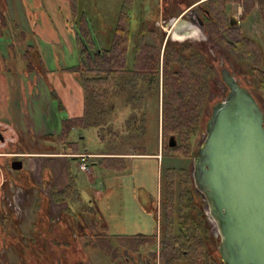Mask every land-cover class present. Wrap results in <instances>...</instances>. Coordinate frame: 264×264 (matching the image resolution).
Listing matches in <instances>:
<instances>
[{"label": "rangeland", "instance_id": "1", "mask_svg": "<svg viewBox=\"0 0 264 264\" xmlns=\"http://www.w3.org/2000/svg\"><path fill=\"white\" fill-rule=\"evenodd\" d=\"M8 1L12 7L11 12L13 15L5 18L6 28L3 30V35H0V56L3 55V51H6L4 52L6 57L3 56V58H8L10 61H7L8 70L0 67V113H6L8 109L12 112L13 120H16L18 111L23 114L20 116V126L14 124L12 127L8 126L6 130L2 131L5 141L3 143L0 142V148L4 147L0 151L7 152L6 157H11L14 154H23L24 169L29 173L31 181L35 183L36 188L30 187L28 175V179L24 180L19 174L21 172H13L14 178L19 180L11 187L10 191L6 185L4 187V194L6 195L9 192L10 196L9 200L5 199L17 207L14 229V250L16 251L13 254L9 253L0 257V264H57L61 259L66 260L69 258L67 256L71 255L72 252L79 255V259L74 260L73 264H144V255L148 253L145 248L138 254L127 255L126 261L122 257L112 262L104 258L99 250L89 247L83 237V233H86V229L90 233L95 234L134 235L138 233H158L159 224L157 216L155 217V207L159 205L161 199L159 180L161 164L157 169L154 160L137 159L130 164L127 173L108 174L99 165H92V161L98 159L99 155L85 156L81 155L85 153H81L71 156L69 153L62 156L65 154L64 152L71 151H105L106 145L99 140L96 128H74L70 131L67 141L75 143V150L66 146L65 142L61 143V141L46 137L48 133L55 136L63 119L80 116L83 113V93L79 81L72 72L58 67L61 61L60 54L69 37H67L66 31H76L79 26H83L84 21L85 24L90 26V30L94 32L100 45L107 47L123 0ZM157 1L158 6H156ZM193 1L134 0L132 25L133 27L136 26L139 18L143 14L148 13L150 9H153V12L158 14V19L152 22L149 21L148 25L150 27L164 32L166 38L177 41L190 40L206 50L217 70V76L211 85L212 94L208 107L209 118L213 106L223 100L228 92V87L221 75L222 70H226L233 75L242 87L246 86L250 89V86L248 78L244 74V68L209 37L205 28L188 22L186 18L180 16V12L184 9L183 6H189ZM4 3L5 0H0V9L7 8ZM201 4L205 7L204 3ZM16 13L17 15H15ZM198 14L201 15L200 11ZM241 14L242 7L240 2L231 0L229 16H235L243 33L258 41L264 68V22L261 19L258 7L255 6L245 20L240 19ZM19 17L21 20L24 19L22 22L20 21L21 23L19 22ZM18 23H20V26L22 24V27L25 28L24 31L28 33V37L23 39L25 43L20 42L19 32L16 27ZM179 23H181L180 26H183V28V24L187 23L189 33L174 31L173 26ZM22 27H20V30L23 29ZM38 31H41V33L45 31L42 36L44 34L47 35L48 39L46 40L57 38L61 40V44L55 45L53 44L54 42L42 44L43 53H45L47 62L50 64V70L45 76L41 75L43 77H40L37 73L29 72L27 79L31 83H28L23 72L25 66L24 51L27 44H34L32 36L35 39L42 38ZM147 39L151 41L149 36ZM12 41L16 45L14 47L16 57L11 56L9 43ZM72 56H75V52H73ZM71 62L72 59L65 60L63 63L70 64ZM12 65H15V67ZM9 66L11 69H9ZM7 84L9 85L8 92L10 97H7V92L3 88ZM250 90L264 114V88L260 90L251 88ZM52 92H55L61 100V108L57 106V100L51 97ZM207 119L203 123L202 130L195 138L192 158L181 159L164 156L163 168L168 166H174L175 168L187 167L193 178L195 158L198 156V149L205 138ZM158 144V149L161 151V132H159ZM125 150L128 152L129 159L133 158L130 156L142 155L134 154L136 151L131 148L125 147ZM82 163L86 164L89 172H84L80 169ZM43 165L50 168L51 174L49 184L45 188H41L48 198V204L44 212L45 223L48 225L46 236L48 234L52 235V241L55 242L57 247L51 243L49 244L48 240L45 241L46 246L42 247V243L41 248L45 249L47 256L46 259H42L39 262L37 259H32L31 255L25 251L24 233L29 231L30 236L38 235V229L32 225L34 217L31 214V209H33L32 204L37 197L38 187H42L40 173ZM5 169H7V164H5ZM69 175L74 177L77 188L81 193V202L75 203L73 209L79 208V210H82V208L86 209L84 206L89 207L84 212L79 211L83 213L82 216L81 213L74 214L77 219L80 218V222L74 228L70 227V230L67 229L68 233L70 231L71 238L69 240L70 244L66 245L65 248L58 243L62 241L65 245L66 243L63 240L66 241V239L60 234L62 230L55 228V222L61 215H63V218L64 216L69 217V212L62 210L63 205H57L53 202L51 195L55 188H62L64 183L67 182ZM135 207H140L147 213L146 221L141 220L140 226L136 224ZM199 207L203 213L201 217L206 229L207 245L210 249L217 250L220 242L218 231H216L217 225L209 215L207 201L202 196ZM59 248H61V251H59ZM31 253H33L32 250ZM59 253H63L66 257L59 256ZM156 264H161L160 260L159 262L156 261Z\"/></svg>", "mask_w": 264, "mask_h": 264}, {"label": "trees", "instance_id": "2", "mask_svg": "<svg viewBox=\"0 0 264 264\" xmlns=\"http://www.w3.org/2000/svg\"><path fill=\"white\" fill-rule=\"evenodd\" d=\"M133 1H122L107 47L100 45L84 21L76 31H67L75 46L74 63L60 69L72 72L79 81L83 113L63 119L55 136L48 133L46 137L65 142L75 150V143L67 141L70 131L94 127L99 140L106 145L105 151L64 153L101 154L93 160L101 169L108 174H124L129 171L130 161L125 147L136 151L134 154H158L161 132L159 232L112 235L90 233L86 229L83 237L89 247L99 250L112 262L122 258L123 253L138 254L145 248L153 259L159 256L161 264H224L218 251L207 245L190 170L162 167L164 156L192 158L195 138L208 118L216 67L206 50L195 42L171 40L164 32L150 27L148 22L156 20L157 13L150 15L148 11L133 27ZM230 1H203L207 10L203 14L206 32L244 68L250 89L260 90L264 88V68L258 41L244 34L239 25L230 26ZM237 1L242 7L241 20L257 6L264 22V0ZM4 11L5 8L0 9V35L6 28ZM19 36L25 39L22 32ZM9 46L11 56L16 57L14 41ZM3 56L0 63L8 70L4 63L10 59ZM24 57L26 74L37 71L45 76L49 71L37 46L27 45ZM51 97L61 108L58 95L52 92ZM170 134L176 137L175 147H169L166 142ZM42 173L48 174V169L44 167ZM54 199L58 203L66 202V208L81 199L73 176Z\"/></svg>", "mask_w": 264, "mask_h": 264}, {"label": "water", "instance_id": "3", "mask_svg": "<svg viewBox=\"0 0 264 264\" xmlns=\"http://www.w3.org/2000/svg\"><path fill=\"white\" fill-rule=\"evenodd\" d=\"M230 26H237L229 16ZM227 95L206 121L195 158V186L220 235L224 264H264V114L255 97L222 70ZM175 147L174 134L167 139ZM13 170L22 160L11 162Z\"/></svg>", "mask_w": 264, "mask_h": 264}, {"label": "flooded vegetation", "instance_id": "4", "mask_svg": "<svg viewBox=\"0 0 264 264\" xmlns=\"http://www.w3.org/2000/svg\"><path fill=\"white\" fill-rule=\"evenodd\" d=\"M204 0L201 1H195L192 4H190L189 6H187L186 8H184L180 13V16L183 18H186L188 20V22L191 23H195L197 25H199L202 28H205L204 26V18H203V14H207V10L206 8L201 4L203 3ZM158 6V1H157V5ZM200 11L201 15L198 14V12ZM149 14L150 15H154L155 13L153 12V9L149 10ZM158 19V18H157ZM156 19V20H157ZM181 23L173 26V30L180 32V31H185L186 33H189V30L187 29V23L183 24V26H180ZM206 31V29H205ZM9 62V61H8ZM6 63V62H5ZM4 63L5 67L8 68V66H6V64ZM14 64V63H13ZM3 64L2 62L0 63V67H2ZM13 67H15V65H12ZM9 69H11V67L9 66ZM34 73L39 74L40 77L42 74H40V72L34 71ZM1 76V74H0ZM24 76L25 79L27 80L26 82L31 83V81H28L29 79H27V74L24 72ZM1 79V78H0ZM21 83V82H20ZM11 86V83H10ZM8 87L9 85H4L3 88L5 89V91L7 92V97L9 96V92H8ZM253 95V94H252ZM254 96V95H253ZM21 114H23L21 111L17 113V118L16 120H13L12 117V112H10L8 109L6 110V113H0V142L3 143L5 141L4 135H2V131L6 130V128H8V126L12 127V125L17 124L20 126V116ZM17 143V142H16ZM61 143H63L61 141ZM4 147H1L0 149H2ZM24 153V152H22ZM7 152H3L0 151V257H3V255L5 254H9L12 253L16 250L15 249V237H14V229H15V223H16V217H15V211H17V207H15V205L13 203H10L9 200V192H7V194H4V187L5 185L7 186V189L10 191L11 187L19 180L18 178H14L13 176V172H21L19 173L21 175V177L25 180L28 179L27 175L29 177L28 181L30 184V187L32 188H36V185L34 182L31 181V178L29 176V173L26 172V170L24 169V157L23 154H14L11 155V157H6ZM78 155V154H75ZM81 155H85V156H89V154H81ZM15 159H19L22 160V168L20 170H13L12 166H11V162ZM5 164H7V169H5ZM46 167L48 169V174H43L42 173V169ZM18 174V175H19ZM41 186L42 187H38V191H37V197L34 200V203L32 204L33 209H31V214L34 217L33 221H32V225L34 228L38 229V235H32L30 236V232L26 231L24 233V237H25V244H24V248L25 251L31 255L32 259H37L42 260V259H46L47 253L45 251V249L41 248V245L43 243V246H46L45 241L48 240L49 244H53L55 245V242L52 241L53 236L48 234V236H46V231H47V227L48 225H46L45 223V209H46V205L48 204V198L45 196V194L43 193L41 188H45L51 179V174H50V168L48 166H42L41 168ZM71 176L69 175L68 180L66 183H64V185L62 186V188L68 184L69 180H70ZM193 182H194V176H193ZM20 183V182H19ZM195 185V182H194ZM62 188H55V190L53 191L51 198L53 199V202H55L57 205L61 204L63 205V209L67 212H69V217L61 215L59 218H57L56 222H55V228H59L60 230H62L60 232L61 236L64 237L66 239L63 240V242H65L66 244L64 245V243H62V241H59L58 243L60 244V246H63L66 248V245H69V240H70V231L68 233V230H70V227L74 228V226L80 222V218H76L74 214H78L81 213L82 210L83 212L87 210V206H84L86 209L82 208V210H79V208H75L73 209V206L75 203H79L81 202V199L76 200L71 206V208H66L67 204L66 202H61L58 203L56 202V200L54 199L55 194L61 190ZM78 190V188H77ZM194 190L198 196V203L196 205V207L200 210V215L199 218L201 219V221L203 222V219L201 217L202 210L200 209V205H201V196L205 198V196L198 191V189L196 188V186H194ZM79 191V190H78ZM80 193V192H79ZM11 195V194H10ZM80 197H81V193H80ZM7 200H6V199ZM6 201V202H4ZM207 201V200H206ZM208 207V205H207ZM66 208V209H65ZM157 210H158V215H157V220H158V224L160 223V203L159 205H157ZM75 211V212H74ZM81 211V212H79ZM66 215V214H65ZM83 215V213H81V216ZM210 215V214H209ZM84 217V216H83ZM212 218V217H211ZM213 219V218H212ZM50 226V225H49ZM203 226H204V222H203ZM83 227V225H82ZM205 227V226H204ZM218 231V229H217ZM104 234V233H103ZM219 235V233H217ZM26 235V236H25ZM112 235H122V234H112ZM149 235V234H148ZM46 236V237H45ZM75 236V235H74ZM76 237V236H75ZM220 238V235H219ZM23 239V238H22ZM21 243V242H19ZM220 243V242H219ZM57 247V245H55ZM31 250L33 253H31ZM59 251H61V248H59ZM217 251H218V255L220 257V253H219V244L217 247ZM35 252V253H34ZM4 253V254H3ZM57 253V252H56ZM61 257H64L65 255L63 253H59L58 254ZM124 260H127V255L125 253L122 254ZM140 255V254H139ZM144 259H143V263L144 264H156V261L161 262V259L159 256H157L155 259H153L152 257V253H147L144 255ZM8 257V256H7ZM66 257V256H65ZM69 258H67L66 260H60L57 264H73L74 260H78L79 259V255L77 253L72 252L71 255L67 256ZM221 259V257H220ZM222 260V259H221ZM145 261V262H144Z\"/></svg>", "mask_w": 264, "mask_h": 264}, {"label": "crops", "instance_id": "5", "mask_svg": "<svg viewBox=\"0 0 264 264\" xmlns=\"http://www.w3.org/2000/svg\"><path fill=\"white\" fill-rule=\"evenodd\" d=\"M5 6H7V8L5 7V11H4V15H5V18L6 17H8V16H10V15H13V13L11 12L12 11V7H11V5H9L10 3H9V1L8 0H5ZM13 5V4H12ZM10 13V14H9ZM15 15H17V13L15 14ZM24 20V19H23ZM23 20H21V18L19 17V22L21 21H23ZM13 21H14V19H13ZM20 22V23H21ZM20 23H18V26H16L17 27V30H18V32H19V34H20V32H22L23 33V35H25V38H27L28 37V33L26 32V31H24L25 30V28L24 27H22V24H21V26L19 25ZM14 25V24H13ZM20 27H22L23 29H21L20 30ZM31 30V29H30ZM39 33V35L43 38H38V39H35V37L34 36H32V40H33V42H34V44H32V45H34V46H37L41 51H42V55H43V58H44V62H45V64H46V67L50 70V64L47 62V58H46V55H45V53H43V46H42V44L43 43H46V44H50V43H52V42H54L53 44H55V45H60L61 44V40L60 39H57V38H55V39H50V40H46V39H48L47 38V35H43L42 36V33H44L45 31H42V33H41V31H38ZM67 32V31H66ZM60 34V33H59ZM68 34V33H67ZM67 37H68V35H67ZM24 41V42H23ZM13 42V41H12ZM20 42L21 43H25V40H23V39H20ZM42 42V43H41ZM65 43H66V45H65ZM64 43V47H63V49H62V53L60 54V62H59V60H58V62H59V68H66V67H69V66H71L73 63H74V59H73V56H72V54H73V52H75V46H74V44H73V42H72V40H71V38H69L68 37V41L67 42H65ZM30 44V43H29ZM29 44H27V45H29ZM14 45H15V43H14ZM16 46V45H15ZM45 46V45H44ZM70 52H69V51ZM4 52H6V51H3V55L4 56H6V53L4 54ZM70 54V55H69ZM68 58H70V59H68ZM72 59V62L70 63V64H64L63 62L65 61V60H71ZM63 61V62H62ZM6 66H7V61H6ZM9 64V63H8ZM57 67V66H56ZM57 67V68H58ZM62 155V154H61ZM66 154H63L62 156H65ZM73 154H71V156H72ZM96 155H99V157L100 156H103V155H100V154H96ZM134 155V154H133ZM130 157H133V158H130L129 160V166H130V164H132L133 162H135V160H137V159H152V160H154L155 161V165H156V168L158 169V167H159V165L160 164H162V159H161V151H159V149H158V154H148V155H138V156H130ZM94 164H96V162L95 161H92V165H94ZM135 203H137L136 201H135ZM135 211H136V216H137V219H136V224H137V226H140L141 225V220L142 221H146V218H147V213L146 212H144L143 211V209L142 208H140V207H135V209H134Z\"/></svg>", "mask_w": 264, "mask_h": 264}, {"label": "built area", "instance_id": "6", "mask_svg": "<svg viewBox=\"0 0 264 264\" xmlns=\"http://www.w3.org/2000/svg\"><path fill=\"white\" fill-rule=\"evenodd\" d=\"M80 169H81L82 171H84V172H89V168L86 166L85 163H82V164L80 165Z\"/></svg>", "mask_w": 264, "mask_h": 264}, {"label": "bare ground", "instance_id": "7", "mask_svg": "<svg viewBox=\"0 0 264 264\" xmlns=\"http://www.w3.org/2000/svg\"><path fill=\"white\" fill-rule=\"evenodd\" d=\"M216 231H217V229H216Z\"/></svg>", "mask_w": 264, "mask_h": 264}]
</instances>
